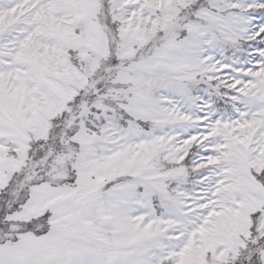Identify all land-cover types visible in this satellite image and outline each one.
Listing matches in <instances>:
<instances>
[{
    "label": "snow or ice",
    "instance_id": "obj_1",
    "mask_svg": "<svg viewBox=\"0 0 264 264\" xmlns=\"http://www.w3.org/2000/svg\"><path fill=\"white\" fill-rule=\"evenodd\" d=\"M0 264H264V0H0Z\"/></svg>",
    "mask_w": 264,
    "mask_h": 264
}]
</instances>
